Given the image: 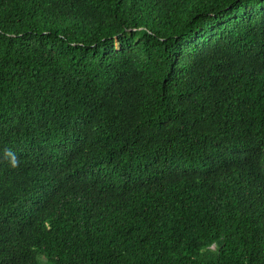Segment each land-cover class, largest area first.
<instances>
[{"label":"trees","instance_id":"trees-1","mask_svg":"<svg viewBox=\"0 0 264 264\" xmlns=\"http://www.w3.org/2000/svg\"><path fill=\"white\" fill-rule=\"evenodd\" d=\"M0 264H264V0H0Z\"/></svg>","mask_w":264,"mask_h":264},{"label":"clouds","instance_id":"clouds-1","mask_svg":"<svg viewBox=\"0 0 264 264\" xmlns=\"http://www.w3.org/2000/svg\"><path fill=\"white\" fill-rule=\"evenodd\" d=\"M11 164H12L13 167L16 166V161H15V159H13V160L11 161Z\"/></svg>","mask_w":264,"mask_h":264}]
</instances>
